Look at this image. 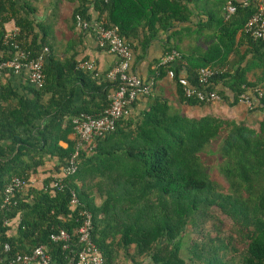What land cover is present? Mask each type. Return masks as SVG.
<instances>
[{
  "label": "trees",
  "instance_id": "1",
  "mask_svg": "<svg viewBox=\"0 0 264 264\" xmlns=\"http://www.w3.org/2000/svg\"><path fill=\"white\" fill-rule=\"evenodd\" d=\"M79 1L73 20L80 14L102 21L116 30L131 51L136 41L147 47L162 30L169 33L166 51L180 52L179 24L189 21L194 14L191 3L197 0ZM228 2L236 8L229 16L224 11ZM256 3L212 0L210 6L203 3L196 10L202 11L198 30L217 39L214 47L221 57L237 52L238 58L211 78L207 90L218 93L229 107L249 91L256 98L249 113L260 112V120L250 123L216 114H190L151 91L137 98L146 100L145 109L135 117L128 114L117 120L113 130L95 139L91 150L80 149L76 172L56 186L76 147L72 120L82 114L99 116L110 104L115 83L107 74L98 80L94 70L79 68L86 59L71 56L57 61L44 41L45 27L35 30L30 17L35 7L0 0V62L13 57L16 44L29 59L43 56L44 74L43 86L30 84L23 96L0 83V99H16L14 104L0 105V205L4 187L13 177L24 183L9 209L0 208V264L31 254L40 245L50 257L48 264H79L82 244L77 230L84 210L91 213V240L106 264H264V41L243 30ZM10 24L18 33L5 43ZM241 45L246 47L242 54L238 53ZM183 59L184 55L173 65L156 67L155 79L173 69L180 106L206 105L186 97L178 84ZM244 61L247 64L242 67ZM249 73L253 81L248 80ZM226 79L232 100L217 87ZM189 81L197 85L195 79ZM78 87L84 98L75 105ZM214 139L221 141L216 142L212 157L206 148ZM47 157L54 158L55 164L46 171L40 188L31 186L29 179ZM211 161L227 188L222 190L211 181ZM72 192L78 198L75 206L70 204ZM207 222L214 235H205ZM14 224L16 231L9 235ZM60 230L69 238L52 240ZM5 243L10 246L7 252L2 250Z\"/></svg>",
  "mask_w": 264,
  "mask_h": 264
},
{
  "label": "built area",
  "instance_id": "2",
  "mask_svg": "<svg viewBox=\"0 0 264 264\" xmlns=\"http://www.w3.org/2000/svg\"><path fill=\"white\" fill-rule=\"evenodd\" d=\"M241 5H247L249 0H237ZM235 5L228 2L224 7V11L229 16L235 12ZM75 25L82 31L93 35L97 46L106 49L117 57L116 64L107 73V78L115 83V88L110 93V104L103 112L93 117L82 114L72 120L73 135L76 137V147L68 159V164L62 169L61 175L56 180V186L60 185L63 177L73 175L77 170L76 158L79 150L88 147L89 150L95 147V139L102 138L105 134L113 130L115 123L121 117L129 114L130 107L135 103L140 95H147L151 92L152 83H146L136 74L130 72V61L132 51L127 43L121 38L115 29L106 27L102 21L88 20L80 14L74 16ZM244 32L255 40L264 41V2L257 0L255 10L244 25ZM18 33L17 28H12L4 37V42L13 38ZM15 53L12 58L0 62V74L5 70H11L15 74L22 71L27 72V77L31 85L40 88L44 84L43 74V56L36 58H28V55L13 44ZM181 58V54L176 50L165 52L158 61L156 67L170 66L175 64ZM79 68L93 70V66L89 61L79 62ZM222 70L215 69L211 66L200 67L195 72V80L197 85L191 84L187 75H179L177 82L181 85L184 95L189 98H195L199 102L205 104L220 103L221 97L213 90H207L211 78L221 74ZM174 70L168 69L167 76L174 79ZM200 85V86H198ZM258 96H262V92L255 90ZM256 98L241 94L239 103L243 104L247 109H252ZM24 186L23 181L17 177H13L4 187L1 209L8 210L13 203V196L17 190H21ZM78 198L75 192L71 194L70 204L75 206ZM82 224L77 230L79 242L82 244L81 250L77 253L79 264H106L100 251L91 240L92 216L87 210L81 212ZM5 220L4 224L7 225ZM68 235L64 230H60L58 234H53L51 239L54 241H66ZM66 248V245L63 246ZM9 244L2 245L3 252L9 251ZM50 260L43 246H37L31 254L16 255L15 259L10 262H18L21 264H48ZM2 256L0 254V263Z\"/></svg>",
  "mask_w": 264,
  "mask_h": 264
},
{
  "label": "crops",
  "instance_id": "3",
  "mask_svg": "<svg viewBox=\"0 0 264 264\" xmlns=\"http://www.w3.org/2000/svg\"><path fill=\"white\" fill-rule=\"evenodd\" d=\"M21 4L29 2L35 7V12L30 17L34 21L36 32L40 31L39 25H43L47 31L44 41L51 50L54 58L57 61H63L68 57L75 56L77 60L86 59L89 61L93 70L96 72V78L102 79L103 75H106L109 70L116 64L117 57L106 49H101L97 46L92 34L80 30L74 23L73 10L80 4L79 0H18ZM210 6L212 0H197L196 3H191V7L194 8V14L189 18V21L185 24H179L180 30L176 39L180 47L181 56L184 55L183 63L185 68H182L179 75H187L188 78L195 79V72L198 68L204 67V65L211 66L218 70H226L228 64L237 58V52L223 55L215 49L214 45L218 42L213 35H209L207 32L198 30L199 18L198 14L202 11H197L196 6L202 5ZM201 16V15H200ZM203 20L206 19L202 15ZM178 26V27H179ZM12 28V24L8 26ZM182 29V31H181ZM169 33L159 30L154 39L150 41L147 47L143 48L135 42V50L132 51V57L130 61V72L136 74L146 83H152V94L158 95L166 99L171 105L179 106L181 110L196 114L199 116L205 114H216L224 117L233 118L236 121L247 120L248 122H255L261 119V113H249L243 104L239 102L229 107L226 102L206 104L201 107L191 109L190 107H181L177 101L176 84L173 79L164 74L161 78L155 79L154 72L156 63L162 58L166 51V43ZM44 35H40L42 37ZM48 37V39H47ZM239 34L235 43L238 45ZM246 51V47L241 45L238 48V53L242 54ZM250 56H248L249 58ZM247 58V60H248ZM227 62L226 66L219 68ZM204 63V64H203ZM247 61L241 63L242 67H245ZM234 67H238L236 64ZM248 80L253 81L255 78L251 73L247 76ZM27 77V72L23 71L19 74L3 73L0 75V83L2 85L9 86L13 92L18 96H23L25 88L31 83ZM29 82V83H28ZM229 79L224 82H220L217 87L222 88L227 93L229 100H232V92L228 88ZM1 89V88H0ZM1 94V90H0ZM248 96H253L248 91ZM84 96L82 90L78 87L75 92L74 104L79 105ZM7 104L16 103V99L12 98L4 102L0 99V105L5 106ZM147 107L145 99L137 100L129 109V114L135 117L140 111ZM252 123V124H253ZM62 147H66L65 142H60ZM56 160L53 158H46L45 165L42 168H38L36 174L29 179V184L33 187L40 188L43 185V181L46 179V171H48ZM15 224L10 226L8 230L9 235L15 233ZM120 260H124L120 257ZM35 264V263H33Z\"/></svg>",
  "mask_w": 264,
  "mask_h": 264
},
{
  "label": "rangeland",
  "instance_id": "4",
  "mask_svg": "<svg viewBox=\"0 0 264 264\" xmlns=\"http://www.w3.org/2000/svg\"><path fill=\"white\" fill-rule=\"evenodd\" d=\"M47 39H48V37H47ZM221 141V139H214L208 146H207V148L206 149H208L207 150V152H209V153H212V157H214V153H215V151L216 150H213V148L215 147V145H216V142L217 141ZM210 159H212V158H210ZM209 159V160H210ZM215 164L213 163V161H211L210 162V167L211 168H209V175H210V179H211V181L212 182H214V183H216L218 186H220L221 187V189L223 190V189H225V188H227V186H225L224 185V182L222 181V178L218 175V173L216 172V170H215V168L213 167ZM210 226H211V222H207L206 224H205V228H203V230H204V233H205V235H207V236H210V234L211 235H214V231L212 230H210ZM227 231V230H226Z\"/></svg>",
  "mask_w": 264,
  "mask_h": 264
}]
</instances>
